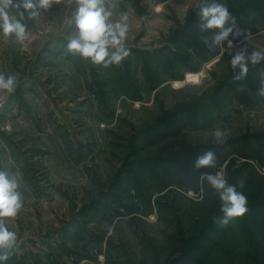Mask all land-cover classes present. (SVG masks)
I'll return each instance as SVG.
<instances>
[{
	"label": "rangeland",
	"instance_id": "rangeland-1",
	"mask_svg": "<svg viewBox=\"0 0 264 264\" xmlns=\"http://www.w3.org/2000/svg\"><path fill=\"white\" fill-rule=\"evenodd\" d=\"M199 2L116 0L130 55L108 67L68 53L66 2L25 14L23 43L0 31V73L18 78L0 94V169L23 197L7 264H264L252 254L264 250V102L250 82L264 61L238 81L230 63L242 47L264 51V0H215L236 25L212 49ZM209 149L216 167L195 169ZM205 172L243 180L249 210L224 228Z\"/></svg>",
	"mask_w": 264,
	"mask_h": 264
},
{
	"label": "clouds",
	"instance_id": "clouds-1",
	"mask_svg": "<svg viewBox=\"0 0 264 264\" xmlns=\"http://www.w3.org/2000/svg\"><path fill=\"white\" fill-rule=\"evenodd\" d=\"M66 2L71 6V16L68 23L74 25L67 37L66 49L73 56L90 60L94 65L108 67L120 64L130 55L126 47L129 32V16L121 12L118 18L114 9L118 7L116 0H0V31L5 39L13 38L19 43L29 39L30 33L25 24V14L28 19H35L48 12L54 4ZM200 20L199 33L217 30L211 41L207 36L200 38L210 48L221 45L228 40L236 25V18L231 14L226 4L215 0H200L195 7ZM10 9H16L13 13ZM232 47L231 41L228 42ZM231 54V66L236 73L235 80L246 78L249 63L258 65L264 61V51H251L242 47ZM239 69V72L236 70ZM260 86L258 95L264 97V69L259 70ZM18 85L15 74L0 73V94L14 93ZM228 131L215 128L211 131L212 143L223 145L228 138ZM216 153L209 149L199 155L195 161V169L215 168ZM219 195L221 201L219 217H213L219 227L228 226L235 218L242 217L248 212L247 197L237 187H243V180L237 184H230L222 172L202 173L199 177ZM18 180L15 175L0 169V264H7L11 256V249L17 243V233L9 230L7 222L18 216L23 208V197L18 191Z\"/></svg>",
	"mask_w": 264,
	"mask_h": 264
},
{
	"label": "trees",
	"instance_id": "trees-1",
	"mask_svg": "<svg viewBox=\"0 0 264 264\" xmlns=\"http://www.w3.org/2000/svg\"><path fill=\"white\" fill-rule=\"evenodd\" d=\"M229 36L235 39V37H233V35H229ZM255 68L258 69L257 66ZM261 69H264V67L260 68L259 70H261ZM258 73H259V71H258ZM258 73L255 76L256 80H254V81L251 80L250 81L251 82V85H253V84L255 85L254 88L255 87L259 88V86H260V81H259V75H258ZM262 101L264 102V97H262ZM262 164H264V160H262ZM257 207H259V206H257ZM260 250H263L262 247L261 248L258 247V249L254 248V250L252 251V254L254 253V255H256V256L258 255V256H261L262 258H264V250L263 251H260Z\"/></svg>",
	"mask_w": 264,
	"mask_h": 264
},
{
	"label": "bare ground",
	"instance_id": "bare-ground-1",
	"mask_svg": "<svg viewBox=\"0 0 264 264\" xmlns=\"http://www.w3.org/2000/svg\"><path fill=\"white\" fill-rule=\"evenodd\" d=\"M190 75H191L192 77H195V79H194L195 81H198L199 78H200V76H201L200 73H195V72H191V73H188V74H187V76H190ZM186 78H187V77H186Z\"/></svg>",
	"mask_w": 264,
	"mask_h": 264
}]
</instances>
